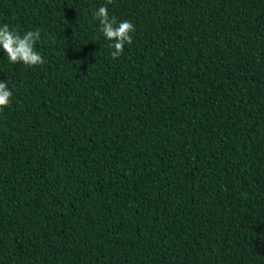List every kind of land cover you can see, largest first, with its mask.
Returning a JSON list of instances; mask_svg holds the SVG:
<instances>
[{
	"label": "trees",
	"instance_id": "16d2710c",
	"mask_svg": "<svg viewBox=\"0 0 264 264\" xmlns=\"http://www.w3.org/2000/svg\"><path fill=\"white\" fill-rule=\"evenodd\" d=\"M0 0V264H264V0Z\"/></svg>",
	"mask_w": 264,
	"mask_h": 264
},
{
	"label": "clouds",
	"instance_id": "9594fccd",
	"mask_svg": "<svg viewBox=\"0 0 264 264\" xmlns=\"http://www.w3.org/2000/svg\"><path fill=\"white\" fill-rule=\"evenodd\" d=\"M112 0H106L105 5L98 7L92 13V19L99 21V30L104 38L109 41V47L113 49V59L123 54L124 46L131 44L132 34L135 32V25L128 20L118 22L115 16H109L108 4ZM41 40V31L28 30L21 34L11 29L8 24L0 26V50L6 54L12 64H23L29 68L44 64V59L36 44ZM12 91L9 90L7 82L0 81V110L7 108L11 103Z\"/></svg>",
	"mask_w": 264,
	"mask_h": 264
}]
</instances>
